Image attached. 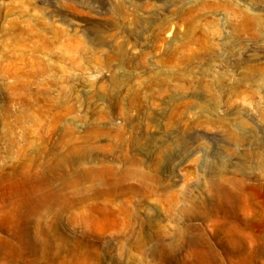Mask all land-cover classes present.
<instances>
[{
    "label": "rangeland",
    "instance_id": "1",
    "mask_svg": "<svg viewBox=\"0 0 264 264\" xmlns=\"http://www.w3.org/2000/svg\"><path fill=\"white\" fill-rule=\"evenodd\" d=\"M226 233L264 242V0H0V264H248Z\"/></svg>",
    "mask_w": 264,
    "mask_h": 264
},
{
    "label": "bare ground",
    "instance_id": "2",
    "mask_svg": "<svg viewBox=\"0 0 264 264\" xmlns=\"http://www.w3.org/2000/svg\"><path fill=\"white\" fill-rule=\"evenodd\" d=\"M259 240L260 243L258 244V248L249 252L247 250H243L245 238L240 234L235 235V233H226L225 235H223V237L219 238V243L225 246L226 249H228L239 258L245 260V262H247L248 264H257V259L263 252L262 246L264 244L262 238L259 237ZM191 243L195 245V241H192ZM214 250L215 249L213 246L204 249L198 248L196 252L199 259V264H218L215 259Z\"/></svg>",
    "mask_w": 264,
    "mask_h": 264
}]
</instances>
